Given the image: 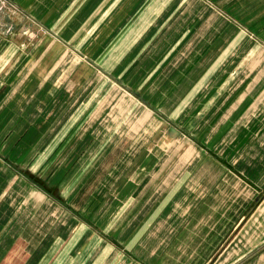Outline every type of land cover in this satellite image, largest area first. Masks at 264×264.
<instances>
[{"label": "crops", "instance_id": "0c3cea01", "mask_svg": "<svg viewBox=\"0 0 264 264\" xmlns=\"http://www.w3.org/2000/svg\"><path fill=\"white\" fill-rule=\"evenodd\" d=\"M0 264H264V0H7Z\"/></svg>", "mask_w": 264, "mask_h": 264}, {"label": "built area", "instance_id": "2783aa9c", "mask_svg": "<svg viewBox=\"0 0 264 264\" xmlns=\"http://www.w3.org/2000/svg\"><path fill=\"white\" fill-rule=\"evenodd\" d=\"M0 8L9 10L10 9V5L7 2V0H0Z\"/></svg>", "mask_w": 264, "mask_h": 264}, {"label": "rangeland", "instance_id": "374dc122", "mask_svg": "<svg viewBox=\"0 0 264 264\" xmlns=\"http://www.w3.org/2000/svg\"><path fill=\"white\" fill-rule=\"evenodd\" d=\"M10 7H11V6H10ZM0 11H3V12H5V11H6V9L0 8Z\"/></svg>", "mask_w": 264, "mask_h": 264}]
</instances>
